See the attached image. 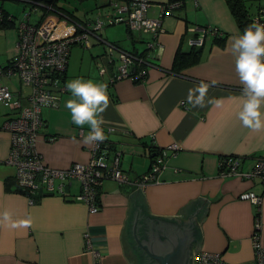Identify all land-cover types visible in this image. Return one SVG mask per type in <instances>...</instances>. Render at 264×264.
Returning a JSON list of instances; mask_svg holds the SVG:
<instances>
[{
    "label": "crops",
    "instance_id": "obj_1",
    "mask_svg": "<svg viewBox=\"0 0 264 264\" xmlns=\"http://www.w3.org/2000/svg\"><path fill=\"white\" fill-rule=\"evenodd\" d=\"M16 1L25 4L24 10L32 4V0ZM39 1L49 3L50 0ZM55 1L57 4L58 0ZM149 1L151 18L160 15L159 5L171 2ZM258 1L245 0L251 18L264 10V0H260L261 5L256 8ZM33 11L39 14L29 21L38 25L46 11L40 6L31 9L30 15ZM0 13L13 18L11 26L0 27V67L5 68L16 55L18 23L14 15L1 6ZM85 19L83 16L77 20ZM196 26L218 27L226 33L225 44L214 42L221 37L205 35L201 62L181 74L172 73L178 49L190 50V39L202 36L201 32L190 30ZM101 31L99 35L103 39L115 43ZM242 34L227 0H186L182 8L163 18L159 34L161 45L151 51H147V46L140 50L141 44L149 40L150 37L146 40L149 34L140 33V37L134 32L128 34L134 46L124 49L144 53L157 66L149 67L141 82L121 79L109 85L108 79L97 81L107 84L110 101L101 114L105 121L102 128L111 129L110 133L105 132L106 141L110 151L122 150L120 168L132 183L103 180L97 189L98 211L95 213L74 200L79 192L76 184L67 188L64 195L50 194L28 203L15 181L13 168L3 163L10 148V135L2 126L16 110H0V264H133L124 248V232L128 202L138 189L146 199L148 216L156 218L178 219L190 204L210 202L207 216L198 221L201 233L198 248L219 252L230 263L252 259L251 236L257 220L261 223L259 233L264 247V196L258 205L241 199L240 195L250 191L262 195L263 188L258 180L224 176L220 168L225 156L243 157L245 162L240 169H247L256 157L264 155V129L246 128L238 118L244 101L229 41ZM70 55L71 51L62 83L65 91L55 107H42L43 126L36 143L38 154L54 169L86 163L90 157L89 144L78 137L79 130L89 128L73 124L65 107L66 101L72 98L66 82L81 77L89 80L83 73L77 74L75 68L71 69ZM95 56L102 60L96 63L93 59L95 64L106 63L103 54ZM108 68L109 78L113 71ZM201 81L209 84L216 81L209 88L206 100L214 97L220 101L219 106L193 108L187 103L188 89ZM7 84L15 95V107L26 105L27 90L22 89L21 83ZM261 112L264 114V104ZM49 136L54 139L48 141ZM173 143L178 144L180 151L169 156L159 181L145 188L135 184L136 179L151 168L159 150ZM5 213L10 219H4ZM21 221H28V226H13ZM86 233L90 247L84 237ZM93 251L99 255L94 256Z\"/></svg>",
    "mask_w": 264,
    "mask_h": 264
},
{
    "label": "built area",
    "instance_id": "obj_2",
    "mask_svg": "<svg viewBox=\"0 0 264 264\" xmlns=\"http://www.w3.org/2000/svg\"><path fill=\"white\" fill-rule=\"evenodd\" d=\"M30 2L31 6H28V11H25L23 19L17 24L16 55L7 67H0V110L9 112L16 110L15 115L8 117L2 126L10 135V148L3 163L13 168L15 181L29 204L46 195H64L67 188L76 184L79 186V192L74 195V200L84 203L89 212L95 213L98 211L97 189L103 180L111 179L119 184L132 183L120 168L122 150L110 151L105 139L103 142L89 144L88 162L73 163L66 169L49 167L36 150L37 138L43 126L41 109L55 107L65 91L62 83L72 44H80L87 48L96 43L104 46L103 55L113 71L108 79L109 85L121 79L144 81L148 68L157 65L148 60L144 53L124 49L103 39L99 35L100 30L105 26L124 24L130 32L147 33L150 35L147 51H151L161 45L159 34L162 31L163 18L173 15L177 9L183 7L184 2L178 0L159 5L160 15L151 18L148 15L152 6L149 0H109V12L105 14L100 12L92 21L87 19L78 21L62 8L54 7L50 3L39 0ZM38 6L43 7L46 14L38 25L31 24L30 11ZM263 13L264 10L262 15L255 16L254 21L264 24ZM190 30L202 33L201 37L190 39L192 46H202L204 36L207 34L220 37L224 35L214 26H196ZM117 61L118 64L114 66ZM105 72L106 69L100 70L101 75ZM11 81L21 83L22 89L27 90L24 95L26 105L15 107V95L7 84ZM19 94L23 96V93ZM88 131L79 130L78 137L84 138ZM105 132L110 133L111 129L104 130ZM47 139L51 141L54 138L49 136ZM179 151L177 143L161 148L151 168L141 174L135 184L145 188L151 183L158 182L169 156L176 155ZM244 162L243 157L225 156L220 162L221 173L224 176L258 180L263 188V194L244 192L240 198L259 205L264 196V155L256 157L250 168L240 169ZM260 228L261 223L257 220L251 236L252 259L242 263H230L222 258L221 253L200 248L193 253V264H264ZM84 237L87 246L90 247L89 235L86 233ZM93 255L97 256L99 253L93 251Z\"/></svg>",
    "mask_w": 264,
    "mask_h": 264
},
{
    "label": "clouds",
    "instance_id": "obj_3",
    "mask_svg": "<svg viewBox=\"0 0 264 264\" xmlns=\"http://www.w3.org/2000/svg\"><path fill=\"white\" fill-rule=\"evenodd\" d=\"M229 43L242 85L241 98L244 101L238 118L246 128L264 129V114L261 112L264 104V24H248L243 34L231 37ZM215 83L216 81L211 84L201 81L189 88L187 103L193 108L219 106L220 101L214 97L206 100L209 88ZM66 88L72 96L65 103L72 123L80 128L85 125L89 128L84 134V143L103 142L106 139L102 128L105 121L101 114L110 103L107 84L95 83L81 77L67 81ZM4 219H10L7 213L4 214ZM13 226H28V221L17 222Z\"/></svg>",
    "mask_w": 264,
    "mask_h": 264
},
{
    "label": "water",
    "instance_id": "obj_4",
    "mask_svg": "<svg viewBox=\"0 0 264 264\" xmlns=\"http://www.w3.org/2000/svg\"><path fill=\"white\" fill-rule=\"evenodd\" d=\"M209 203L190 204L181 217L148 216L140 189L130 196L124 232V248L133 264H193V253L201 242L200 226Z\"/></svg>",
    "mask_w": 264,
    "mask_h": 264
},
{
    "label": "rangeland",
    "instance_id": "obj_5",
    "mask_svg": "<svg viewBox=\"0 0 264 264\" xmlns=\"http://www.w3.org/2000/svg\"><path fill=\"white\" fill-rule=\"evenodd\" d=\"M258 1V0H257ZM109 0H106L104 3L101 0H58L57 6L62 8L64 11L71 12L75 18L80 19L83 16L89 20H94L98 14L101 12L109 10V5L104 7L105 3H108ZM261 5V1L255 3L256 8ZM0 6L2 9L7 10L10 14L14 15L16 23L23 19L25 11H28V6L23 9L25 4L16 0H0ZM8 8V9H7ZM77 8V10H74ZM40 13V10H39ZM36 11L31 12L30 19L36 18V15L39 14ZM127 27L124 24H116L113 26H105L102 29V33L104 36H107L109 40H113L116 44L123 48H133V44H130V38L127 34ZM138 37H140V33H134ZM150 36H146V40H148ZM148 43H142L140 50H144ZM70 65L71 69L76 70L78 72L83 73L87 79L92 80L97 83L99 78L103 80L109 79V65L106 63L103 64H95L100 63L102 60L100 58L96 59L95 55L104 53V46L100 43H96L95 45L87 48L81 46L80 44H72L70 46ZM98 57V56H97ZM95 59V61H93ZM118 61L114 64L116 66ZM106 69L105 74L101 75L100 70ZM108 81V80H107Z\"/></svg>",
    "mask_w": 264,
    "mask_h": 264
},
{
    "label": "trees",
    "instance_id": "obj_6",
    "mask_svg": "<svg viewBox=\"0 0 264 264\" xmlns=\"http://www.w3.org/2000/svg\"><path fill=\"white\" fill-rule=\"evenodd\" d=\"M173 1H178V0H171V2ZM181 1H183L184 4L186 2V0H181ZM227 1L242 31L248 24L255 22L254 21L255 16L251 18L250 14L248 13L245 0H227ZM48 2L52 4L54 7H57V8L59 7L57 6L55 0H50ZM262 10L263 9L260 10L258 15H262ZM66 13L70 15L71 17L75 18L72 13L67 12V11ZM12 19H13L12 17L8 19L6 14H2V19L0 20V27L11 26L13 24ZM127 33L132 34V32H130L129 30H127ZM225 35L226 33H224V35L221 37L220 40H218L219 38H216L214 42L216 44H220L223 46L225 44V39H224ZM216 37H220V36H216ZM203 51H204L203 45L199 47L192 46L190 50H184L182 49V47H180L175 55L171 72L178 75V74H181V72L185 70L186 68L200 63L202 60Z\"/></svg>",
    "mask_w": 264,
    "mask_h": 264
}]
</instances>
